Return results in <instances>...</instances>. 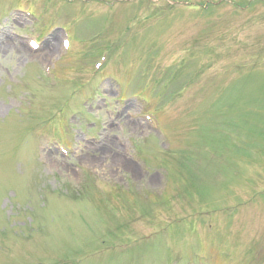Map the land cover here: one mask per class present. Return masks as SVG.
<instances>
[{"label": "rangeland", "instance_id": "1", "mask_svg": "<svg viewBox=\"0 0 264 264\" xmlns=\"http://www.w3.org/2000/svg\"><path fill=\"white\" fill-rule=\"evenodd\" d=\"M7 47L0 264H264V0H0Z\"/></svg>", "mask_w": 264, "mask_h": 264}, {"label": "clouds", "instance_id": "2", "mask_svg": "<svg viewBox=\"0 0 264 264\" xmlns=\"http://www.w3.org/2000/svg\"><path fill=\"white\" fill-rule=\"evenodd\" d=\"M19 63V54L16 51L15 47H7L4 49L2 54H0V69L11 72L14 67ZM108 157L107 163L113 166L115 170L119 164V155L116 153L105 154ZM99 163H104L103 158Z\"/></svg>", "mask_w": 264, "mask_h": 264}, {"label": "bare ground", "instance_id": "3", "mask_svg": "<svg viewBox=\"0 0 264 264\" xmlns=\"http://www.w3.org/2000/svg\"><path fill=\"white\" fill-rule=\"evenodd\" d=\"M48 42L52 45L54 42H55V38L54 37H51L49 40H48ZM57 46L56 45H53L52 46V48H49V49H51V53H53L54 54V52L56 51L54 48H56ZM71 47H72V43L70 42V45H69V48H68V52H70L71 51ZM60 48V47H59ZM58 49V48H57ZM23 49H22V47L21 46H18L17 47V51H22ZM59 50V49H58ZM43 53H44V50L42 49L40 52H38V53H36V54H32V56H34L36 59L37 58H39V57H41L42 55H43ZM24 54H25V51H24ZM56 77V76H55ZM100 148H102L103 150H105V149H107V150H110V149H112L113 147L111 146V144L109 143V141L108 142H103V145L102 146H100ZM114 149V148H113ZM53 160V162L54 163H56V165H60L61 166V163H60V161L59 160H61V159H55V158H53L52 159Z\"/></svg>", "mask_w": 264, "mask_h": 264}, {"label": "snow or ice", "instance_id": "4", "mask_svg": "<svg viewBox=\"0 0 264 264\" xmlns=\"http://www.w3.org/2000/svg\"><path fill=\"white\" fill-rule=\"evenodd\" d=\"M65 47L67 46V44L64 45Z\"/></svg>", "mask_w": 264, "mask_h": 264}]
</instances>
